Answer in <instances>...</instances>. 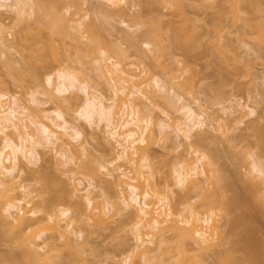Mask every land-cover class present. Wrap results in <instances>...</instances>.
<instances>
[{"label":"rangeland","instance_id":"374dc122","mask_svg":"<svg viewBox=\"0 0 264 264\" xmlns=\"http://www.w3.org/2000/svg\"><path fill=\"white\" fill-rule=\"evenodd\" d=\"M64 1L65 6L60 11L68 19H80L81 15H87L89 21L90 18L91 21L94 18L96 25L104 27L108 43L121 44L122 49L126 50L125 59L122 57L125 68L145 82L142 88L144 95L141 94L138 98L141 105H146L145 114L151 115L152 118V126L146 136L152 141L149 163L157 185L165 189L164 186L168 184L171 186L168 187L170 192L177 191L174 196L183 194V191L174 186V167L182 159L196 158L191 154L196 149L200 154L204 153L207 158L213 154L216 164L225 170V181L221 182V185L227 181L231 187L233 186L231 192L227 193L228 198L217 203L219 210L218 216L214 217V223L221 225L226 218H245L244 222L242 221L244 218L241 219L243 224L241 222V225L231 228L230 232L229 229L223 228L215 237L222 235L221 240L226 244L225 248H246V252L239 251L237 254L242 256L244 252L243 257L247 256L245 258L247 261L254 257L258 264H264V174L259 175L253 170V163H258L264 172V151L262 152L258 146L259 135L252 132V127L264 126V43L259 40L262 32L258 33V26L264 23V10L259 4L263 3L264 9V0H259L261 2L258 3L259 11L256 9V2L259 1L256 0H252L256 2L249 0L251 4L253 3V7L251 4V6L247 5L249 3L245 0H168V2L167 0H127V4L122 8L131 16L124 17L114 8L109 13L98 11L100 3L108 4L106 0H79V7L73 4V0ZM13 2L14 0H0V19L5 25L3 33L6 31L0 35V94L7 96L9 104L16 101L27 107L32 113V118L25 119V123L30 125L36 140L41 142L37 147L39 161L35 159L28 161L20 153L22 156L20 166L23 172H20L18 183L24 184L27 193H32L25 200V202L31 201L26 205L31 208L34 203L49 196L48 193H43L42 189L45 175L65 182L67 188L62 193L63 204L57 208H71L73 211L71 218L74 215L81 216V221L72 218L73 228L81 231L78 235H70L79 250L75 261L71 262L68 256L65 258L55 256L49 261L52 264H74V262L75 264H124V260L131 257V264H142L132 252L136 241L130 222L137 219L134 216L135 211H131L133 215L128 210L118 211V207L125 206L120 199V189L117 188L118 190L113 194H109L105 189L104 181L112 179L108 170L114 169L111 162L121 152L118 143L110 136L111 131L107 127L105 118L96 115L90 120L86 116V94L81 89L75 88L65 94L58 90L59 82L55 76L52 83H49L46 77L36 80L29 73H25L19 79L9 68V65L16 68L23 67L22 59L25 52L23 47L25 41L22 39L25 25L17 20ZM174 30L180 39L178 43L182 42L185 47L191 48V56L187 57L183 44L181 47L178 45L176 50H174L175 46L174 48L173 45L171 46V35L174 36ZM43 33L48 36L49 31L44 30ZM4 35L6 42L1 40ZM126 35L137 37L136 42H138L135 46H130L129 42L123 39ZM146 35H154L161 40L164 47H162L164 53L158 52L163 53L161 58L153 47L148 48L142 38L138 39L139 36ZM104 39L107 41L106 38ZM65 41L67 52L59 47L58 42L56 43L57 48L52 57L53 67L56 70L65 68L86 78L90 85L98 87L105 98H112L110 76L99 69L104 63L102 58L111 50L109 53H103L102 49L105 48L103 46L100 49L91 48L88 34L81 41L75 42L70 38H66ZM108 43L102 45L109 48ZM187 43H192L193 47L188 46ZM77 47L80 48V59H78L80 55L76 58L79 51ZM153 78L159 79L167 90L161 92L154 87L152 81L150 82ZM177 84L179 88L180 85L186 88L177 89ZM51 94L59 99L56 101L50 99ZM165 96L172 99V106L166 102ZM105 102L118 104V100L113 102L106 99ZM184 104L191 105L194 109L201 108L207 113L203 125L193 130L191 140L184 139L180 132V129L192 126V122L186 118L183 111ZM58 112L62 114V118L58 117ZM22 117L25 118V115ZM65 121L75 126L79 132L77 139L64 137L70 143L68 148L70 151L67 153L52 146L47 133L43 132L45 126L58 134H66V131L59 127V124L65 125ZM198 138H208L210 143L199 146ZM15 140L20 143L17 138ZM192 145L193 151L190 152L189 148ZM3 147L0 139V151ZM3 151L4 156L10 152L9 149ZM206 162L201 164L199 170L207 169ZM6 164L10 162L6 161ZM114 165L122 166L124 169L131 167L123 160L115 162ZM36 169L39 171L36 172ZM197 177L202 181L208 178L207 175ZM254 180L260 187L253 189L259 192L258 196L248 185ZM76 188L80 191H75ZM87 191L92 192L93 206L80 214L76 208L83 202L82 195ZM18 194H21V191ZM260 194L263 198H260ZM125 196L129 199V192H126ZM234 197L243 204V201L248 199L246 201L249 202L248 206H245L247 205L245 203L246 208H243L245 212L239 209L228 213L229 208L226 203L229 198ZM203 201L202 198L193 201L202 212ZM6 202L7 198H0V213L4 216L8 215V212L3 213ZM255 204L260 207L254 206ZM98 205L106 208L102 217H100V209H95ZM13 211L15 212V209ZM98 215L101 219H97ZM185 215L188 217L189 213ZM2 222L4 223L3 218L0 220V264H25L26 262L11 263L4 260L11 253L19 251L21 245L6 240L9 237ZM249 227L253 228V232ZM247 228L251 232H248ZM146 231L143 230L144 233ZM208 231L213 232L210 229ZM250 233H255L254 237ZM52 235L59 236L57 232H53ZM166 240L168 243L164 247H170L175 242L169 233L166 235ZM65 242L64 239L58 240L59 252L51 251L50 254L67 255L73 252L74 250L65 246ZM216 242L219 243L215 241V245ZM35 244L31 245L32 248L39 249L41 253H45L48 249L41 239L36 240ZM214 250L218 251L219 247L215 246ZM212 255L214 251H208V256ZM169 257V255L163 256L164 264H174V260H170ZM208 260L212 261V258ZM247 261L246 264L250 262Z\"/></svg>","mask_w":264,"mask_h":264},{"label":"bare ground","instance_id":"6f19581e","mask_svg":"<svg viewBox=\"0 0 264 264\" xmlns=\"http://www.w3.org/2000/svg\"><path fill=\"white\" fill-rule=\"evenodd\" d=\"M106 1L108 4L102 5L100 3L97 9L98 11L109 13L112 11V8H114L120 16H131L129 12L124 11L122 8L123 5L127 4V0ZM246 1H248L247 3L249 4H245L251 6L253 4H251V2L259 0H250L251 2L245 0V2ZM256 3L257 7L255 6ZM256 3H254V7H256L257 10L260 5L262 10H264L263 3L259 4V6L258 3L261 2L259 1ZM73 4L77 7L80 6L79 0H73ZM12 6L16 9L17 20L21 23L23 22L25 25L22 36V39L25 41L23 46L25 52L23 53L22 59L23 67L16 68L9 65V68L14 71L16 77L19 79H21L25 73H29L36 80H41L43 77H46L47 81L52 83L53 76H55L59 82L58 90L65 94L75 88L81 89L86 94V116L90 120L94 119L96 115L99 118H105L107 127L111 131L110 136L120 146L121 152L118 154V157H116L117 159L115 158V160L111 162L114 169H108L112 179L105 180L104 185L109 194H113L116 190L120 189V199L125 206L124 208L118 207V211H135L134 216H136L137 219H134V221L131 220L130 222L136 241V246L133 248L132 252L141 260L142 264H164L163 256L165 255H169V259H173L174 264H246L245 262L247 259L245 258H247V256L245 258L243 257L245 256L243 255L244 252L242 256L237 254L239 251H245L246 248H225L226 244L221 240L222 235H219L218 238L215 237L216 233L223 228L229 229L230 232L231 228H236L238 225H241V222H244L245 218H241L243 219L242 221L240 218H226L225 222L221 225L214 223V217L218 216L217 211L219 210L217 203L226 197L228 198L227 193L231 192L233 186L231 187L227 181L224 185H221V182L225 181V170L222 166L219 167L216 164L213 154L207 158L204 153L200 154V151L196 149L191 153L194 154L196 158H186L180 159L181 161L179 162L177 161L178 164L173 169L175 179L174 186L180 191H183V194L174 196L177 194V191L173 190L170 192L169 188L171 186L168 184L164 186L166 187L165 189L157 185L154 179V172L151 171V165L149 163L151 157L150 142L152 141L146 136L147 131L152 126V118L151 115L147 116V114H145L146 105H141L138 98L139 95L143 94L142 88L145 82L139 80L137 75L132 71L130 72L129 69L125 68L123 65L127 53L126 50L122 49L120 46L121 44L110 41V43H108L107 36L104 33V27L99 24L96 25L97 23H95L94 18H92V21L90 18L89 21L87 20V15H81L80 19H68V17L60 11V9L65 6L64 0H14ZM179 6L181 7V5ZM33 16L34 20H32V22L31 18ZM3 30H5V25L0 19V35L6 33V31L3 33ZM44 30L49 31L48 36L44 35ZM258 30L259 34L261 31L262 35H264V23L258 26ZM174 31L175 34L173 33L174 36L171 35L170 44L171 46L173 45V48L175 46L174 50H176L179 46L181 47V44L184 46V43H178V33L176 30ZM86 34L89 35L91 48L97 47L100 49L103 46V48L105 47L102 49L103 53H109V50H111L108 55L106 54L105 57L102 58V62L104 63L99 69L110 76L113 88L112 98H105L98 87L90 85L86 78L80 77L65 68L56 70L55 67H53L52 57L57 48L56 43L58 42L60 45L59 47L67 52L68 49L65 46L66 38H70L77 42L81 41V39H85ZM103 34L105 35L103 37L106 38L107 41L101 36ZM260 35L259 40L264 43V36L262 37V35ZM140 36L138 39L142 38L144 42L141 41L148 48L153 47L157 53L159 51L163 52L164 47L160 42L161 40L156 36ZM136 38L137 37L134 38L132 35L123 37L125 41L129 42L130 46L136 45L138 42H136ZM1 40L6 42L5 35ZM102 43L105 45L108 43L109 48L102 45ZM189 44L188 46L192 45V43ZM191 47H193V45ZM79 49L80 48L77 47V50ZM184 49L187 57L191 56V48L185 47ZM111 53L112 55H110ZM163 53H158V57L161 55V58ZM76 56V58L79 57L78 59L81 58L80 50L77 51ZM122 57H124V59ZM151 81L153 86L159 91L162 92L167 90L166 86L159 79L153 78L150 82ZM187 82L188 81H186V83ZM189 84L191 85V83ZM180 87L181 88H179L177 84V89L181 90L186 88V86L182 88L181 85ZM164 98L166 102H169V105L171 104L170 106L173 105V101H171L172 99L170 97V99L166 96ZM50 99L56 101L59 97L51 94ZM106 99L112 100L113 102L118 100V104H107L105 102ZM183 111L186 118L192 122V126L187 129H180V132H182L184 139L191 140L193 130L203 125L207 113L201 108L194 109L193 106L188 104L183 105ZM23 115H25V118L22 117ZM57 115L62 118L60 112H58ZM31 118L32 113L29 112L25 105L16 101L9 104L7 96L5 94H0V134H2L0 139L4 146L3 150H10L6 156H4L3 150L0 151V198H7L3 213L5 214L8 212L6 216L0 213L2 215H0V220L3 218L4 223L2 222L3 224H1L6 226V233L9 237L6 240L20 243L21 245L19 251L11 253L4 260L11 263L26 262L27 264H52L49 259L55 256L61 258L68 256L69 260L73 262L79 250L76 248L77 245L70 235H78L81 231L73 228L74 221L72 218L81 221V216L74 215L71 218L70 215L73 213L71 208H57L63 204L64 198L62 193L67 188V184L52 176L45 175L42 189L43 193H48L49 196L34 203L31 208H28L26 205H29L31 201L25 202V200L27 197L29 198L32 193H27L24 184L18 183L19 175H21L20 172H23L20 166L21 157H25L28 161L37 160V158H39L37 147L41 142L36 140L34 132L30 130V125L25 123V119ZM59 127L63 128L66 134H58L45 126L43 127V132L47 133L52 146L67 153L70 151L68 149L70 143L64 137L67 136L71 139H77L79 132L75 126H72L66 121L65 125L59 124ZM252 128V132L260 137L258 138V146L263 152L264 126H254ZM16 138L20 143H17L15 140ZM197 143L199 146H205L209 144L210 141L208 138H198ZM189 151H193V145L190 146ZM20 153L22 156H20ZM39 159L37 161H39ZM122 160L131 167L124 169L122 166L116 167L114 165L115 162ZM6 161H9L10 164L7 165ZM204 161L206 162L205 166L207 169L199 170ZM128 169H130V171ZM253 170L259 175L264 174L258 163H253ZM35 171L37 172L39 170L36 169ZM91 171H93V169H91ZM93 172L95 173V171ZM198 175H207L208 178L202 181L198 179ZM209 180L211 182H209ZM255 182L257 181H250L248 185L252 188L254 193L256 192L255 195H257L259 192L253 189L256 190L259 184ZM20 191L21 194H18ZM75 191L80 190L76 188ZM126 192H129V199L125 196ZM260 196V198H263V195L260 194ZM201 198L204 200L201 204L204 208L203 212L198 209V205L193 203L195 199ZM82 200L83 202L79 203L76 208V210L80 211V214L93 206L94 200L92 192L87 191V193L82 195ZM256 200L254 201L255 203ZM246 201L243 202L247 204L245 206H248L249 202L247 203ZM244 204L242 202L240 203L237 197L229 198L228 203H226L229 208L228 213L230 214L236 210L245 209L246 207H244ZM254 206H256V204ZM256 207H260V205ZM13 209H15V212ZM95 209H100V217L105 214V207L102 208V206L98 205ZM255 209H253V211H255ZM40 213L44 215H40ZM186 213H189L188 217H186ZM98 217L99 215L97 219H101ZM252 217L253 216H251V218ZM212 226L214 228H212ZM252 227H249L251 231L255 228ZM144 229L147 230L145 233L143 232ZM208 229L213 232H209ZM247 230L248 232L250 231L248 228ZM53 232H57L59 236H53ZM168 233L175 239V242L170 247H164L165 244L168 243L166 240V235ZM250 234H252L253 237L255 235V233ZM38 239H41L42 242L47 245L48 249L45 253H41L39 249L32 248L31 245H36L35 242ZM60 239H64L66 241L65 246L74 251L67 255L61 253L50 254L52 253L51 251H58L59 245L57 241ZM215 241H219V243L216 242L215 245ZM38 245L41 246V244ZM214 245L219 247L218 251L214 250ZM42 249L44 250V248ZM208 251H214V255L208 256ZM130 258L131 257L124 260L123 263L131 264ZM209 258H212V261L208 260ZM155 259H157V262H155ZM247 262H249L248 264H258L254 257L248 259Z\"/></svg>","mask_w":264,"mask_h":264}]
</instances>
